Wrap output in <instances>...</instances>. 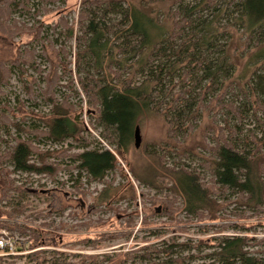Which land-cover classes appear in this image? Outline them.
Returning a JSON list of instances; mask_svg holds the SVG:
<instances>
[{
  "label": "rangeland",
  "instance_id": "374dc122",
  "mask_svg": "<svg viewBox=\"0 0 264 264\" xmlns=\"http://www.w3.org/2000/svg\"><path fill=\"white\" fill-rule=\"evenodd\" d=\"M81 4L82 0L56 3L29 0L23 6L3 8L8 10L5 14L9 18V23L3 24L25 26L27 31L12 40L14 47L11 46L10 51L0 44L2 62L18 60L16 54H24L26 50L35 49L36 55L30 63H7L12 72L0 94V157L12 152L18 142H27L37 149L31 164L40 167L43 161L38 154H46V164L56 169L51 173H24L15 171L11 160L0 162V170L10 172L16 189L6 198L0 191V211L18 209L15 217L0 215V223L12 227V230L0 227V235H10L18 244L31 246V249H24V257L15 260V264H52L60 257L74 263L91 258L95 259V264H220L215 256L216 244L236 236L247 238V250L264 259V209L247 210L234 192L218 187L213 196L217 219L211 221L208 217L214 215L206 212L208 217L202 221L184 211L182 198L170 191L173 182L166 176V168L184 165L200 174L206 184L213 185L209 168L211 148L216 145L226 123L238 124L225 105L248 104L246 93L235 86L224 101L205 103L202 118L186 138L170 139L163 117L144 115L137 123L142 136L140 147L137 148L133 141L119 152L113 134L112 140L103 137L104 131L97 123V110L87 106L77 77L68 73L75 69ZM156 7L165 13L168 4L160 3ZM2 19L0 15V23ZM67 21L75 32L71 38L66 33L68 28L64 23ZM38 27L44 38L41 41L28 32ZM239 37L236 35L231 45L241 56L235 81L241 79L251 56L258 51L252 48L246 53L243 43L248 40L244 36L242 46H238ZM55 52H60V60L66 55L68 69L64 72L63 67L59 68L63 80L54 97L59 102L69 98L74 106L73 115L79 118L82 127L79 137L63 143L41 136L53 118L44 78L50 73V59L57 58ZM247 110L245 116H251L245 120L247 129L257 130L258 123L252 117L254 110L250 104ZM257 114L262 116L261 112ZM96 149L109 150L117 158L116 169L102 182L91 181L73 159L76 154ZM133 189L134 196L130 195ZM168 204L172 205L171 209L167 208ZM160 207L162 209L156 212ZM115 234L121 235L115 237ZM110 235L111 238L107 237ZM172 244L176 247L170 252ZM31 253L43 259L34 260Z\"/></svg>",
  "mask_w": 264,
  "mask_h": 264
},
{
  "label": "trees",
  "instance_id": "16d2710c",
  "mask_svg": "<svg viewBox=\"0 0 264 264\" xmlns=\"http://www.w3.org/2000/svg\"><path fill=\"white\" fill-rule=\"evenodd\" d=\"M58 1L62 0H42L45 3ZM25 2L29 0H0V15L4 17L0 23V44L9 47V51L14 47L12 40L24 34L27 28L3 24L9 23L5 13L11 5L15 8ZM160 3L168 4L165 13L156 7ZM81 5L75 69L68 73L77 77L87 106L96 108L103 137L112 140L113 134L116 148L122 152L135 142L139 119L153 114L163 117L170 139L186 138L202 118L205 103L224 101L235 86L241 87L254 110L252 117L258 123L257 130L247 129L245 124L246 117H251L245 116L246 102L239 108L235 103L225 105L238 124L226 123L211 148L209 168L213 185L206 184L200 174L184 165L166 168V176L173 182L170 191L182 198L184 211L202 221L208 217L206 212L214 215L208 217L211 221L217 219L213 196L218 187L234 192L247 210L264 209V0H82ZM4 7L8 10L4 11ZM64 24L68 28L67 36L73 37V27L68 21ZM28 32L37 41L44 39L40 36L41 27L30 28ZM236 35H240L238 46H242L246 36L248 41L243 43L246 53L252 48L258 50L237 81L234 77L241 56L236 49H231ZM65 52L62 49V53ZM35 53V49L26 50L24 54H16L18 60L6 62L30 63ZM59 53L55 52L57 58L50 59V73L44 78L53 118L41 136L63 143L79 137L82 127L79 118L73 115L74 106L69 98L59 102L54 97L63 80L59 68L63 67L64 72L68 69L66 55L60 60ZM7 63L0 59V94L12 72ZM258 112L262 113L261 117ZM36 152L31 144L20 141L12 152L0 157V162L11 160L14 170L24 173L54 172L56 169L46 164V154H38L43 161L40 167L31 164ZM73 159L78 162L77 168L95 182H102L117 167L116 155L109 150H86ZM160 164L164 168L163 160ZM11 190L16 191L10 172L1 169L3 197ZM134 191L130 195L134 196ZM166 206L171 209L172 205ZM159 209L162 207L156 212ZM17 212L14 207L10 212L1 210L0 215L12 218ZM0 227L12 230L7 224L0 223ZM117 235L121 234L114 236ZM248 241L241 236L225 238L216 244L215 256L220 264H264L263 258L247 250ZM174 247L176 244H172L169 251ZM28 248L31 246L17 242L18 252ZM29 255L34 260L43 259L37 253ZM22 257L24 255L0 258V264H15V260ZM85 259L74 263L60 257L52 264H95V259Z\"/></svg>",
  "mask_w": 264,
  "mask_h": 264
},
{
  "label": "built area",
  "instance_id": "2783aa9c",
  "mask_svg": "<svg viewBox=\"0 0 264 264\" xmlns=\"http://www.w3.org/2000/svg\"><path fill=\"white\" fill-rule=\"evenodd\" d=\"M17 241L10 235H0V258H7L10 256L24 255L23 252L16 250Z\"/></svg>",
  "mask_w": 264,
  "mask_h": 264
},
{
  "label": "water",
  "instance_id": "95a60500",
  "mask_svg": "<svg viewBox=\"0 0 264 264\" xmlns=\"http://www.w3.org/2000/svg\"><path fill=\"white\" fill-rule=\"evenodd\" d=\"M134 136H135V145L138 148V147H140L141 141H142L141 129H140L139 126H137L135 128V134H134Z\"/></svg>",
  "mask_w": 264,
  "mask_h": 264
}]
</instances>
